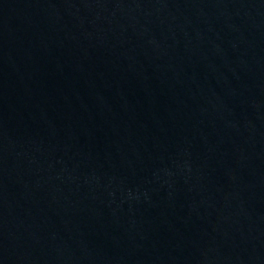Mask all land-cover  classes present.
I'll return each mask as SVG.
<instances>
[{"label": "water", "instance_id": "95a60500", "mask_svg": "<svg viewBox=\"0 0 264 264\" xmlns=\"http://www.w3.org/2000/svg\"><path fill=\"white\" fill-rule=\"evenodd\" d=\"M0 264H264V0H0Z\"/></svg>", "mask_w": 264, "mask_h": 264}]
</instances>
